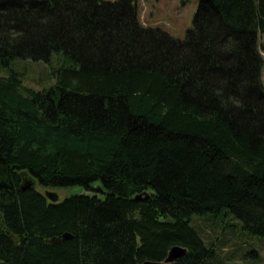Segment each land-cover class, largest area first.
I'll list each match as a JSON object with an SVG mask.
<instances>
[{
	"label": "trees",
	"instance_id": "1",
	"mask_svg": "<svg viewBox=\"0 0 264 264\" xmlns=\"http://www.w3.org/2000/svg\"><path fill=\"white\" fill-rule=\"evenodd\" d=\"M136 1L0 0V264H141L175 245L169 264H228L193 223L223 210L264 237V0H200L184 39ZM57 53L40 89L13 67ZM29 179L104 196L51 201Z\"/></svg>",
	"mask_w": 264,
	"mask_h": 264
},
{
	"label": "rangeland",
	"instance_id": "2",
	"mask_svg": "<svg viewBox=\"0 0 264 264\" xmlns=\"http://www.w3.org/2000/svg\"><path fill=\"white\" fill-rule=\"evenodd\" d=\"M200 0H137L140 21L146 26L159 27L176 38L184 39L194 25V17ZM260 48L264 57V33L260 34ZM64 54L57 53L51 62L20 60L14 62V69L24 73L26 85L36 89L53 82L51 70L61 63ZM9 71H1L6 74ZM51 75V76H50ZM264 80V69H263ZM44 194L56 191L59 199L83 191V186L51 188L36 183ZM193 223L208 242H213L220 259L228 264H264V237L250 234L242 223L228 210L219 214L193 215Z\"/></svg>",
	"mask_w": 264,
	"mask_h": 264
},
{
	"label": "water",
	"instance_id": "3",
	"mask_svg": "<svg viewBox=\"0 0 264 264\" xmlns=\"http://www.w3.org/2000/svg\"><path fill=\"white\" fill-rule=\"evenodd\" d=\"M36 182L32 179L26 180L25 183L22 185L23 189L31 188L32 186H35ZM104 191V187L101 182H94L91 185V189H87L85 186H83V191L80 193H74L79 195H86V196H92V195H98L99 197H103L104 195L102 192ZM45 195L51 200V201H57L59 199V196L56 191H47ZM150 193L148 191H143L141 193H138L135 195V198L137 199H143V198H150ZM73 238V234L66 231L62 234L59 238H53V241H60V240H68ZM188 251V248L182 245H175L173 246L169 252L167 257L162 261H153V260H146L142 262L141 264H169L171 262H174L179 257L185 255Z\"/></svg>",
	"mask_w": 264,
	"mask_h": 264
}]
</instances>
